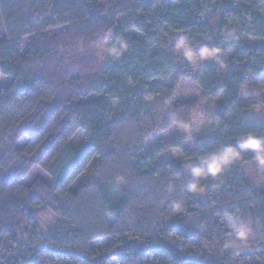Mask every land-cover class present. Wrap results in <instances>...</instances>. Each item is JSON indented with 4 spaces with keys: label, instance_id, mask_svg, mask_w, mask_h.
<instances>
[{
    "label": "trees",
    "instance_id": "1",
    "mask_svg": "<svg viewBox=\"0 0 264 264\" xmlns=\"http://www.w3.org/2000/svg\"><path fill=\"white\" fill-rule=\"evenodd\" d=\"M0 22V75L11 79L0 91V264H264V179L254 193L241 175L251 153L218 179H203L195 196L186 191V168L156 162L162 150L179 149L197 164L248 131L264 136V119L246 116L250 102L264 98L240 104L238 91L264 84V0H0ZM105 33L128 41L118 61L101 67L91 57L76 76L57 65L46 70L66 42L92 46ZM177 33L193 47H221L226 67L209 61L194 69L177 59ZM173 75L222 103L205 142L185 148L186 136H177L146 152L143 138L196 113L198 103L174 102L177 79L165 82ZM78 131L79 152L71 144ZM94 160L93 179L72 191ZM35 166L51 181L22 184ZM224 213L248 222V248L223 249ZM46 214L55 223L38 235Z\"/></svg>",
    "mask_w": 264,
    "mask_h": 264
},
{
    "label": "rangeland",
    "instance_id": "2",
    "mask_svg": "<svg viewBox=\"0 0 264 264\" xmlns=\"http://www.w3.org/2000/svg\"><path fill=\"white\" fill-rule=\"evenodd\" d=\"M212 17V16H211ZM218 18V15H216ZM213 18V17H212ZM52 34L57 37L55 38L58 41V34L57 32H52ZM4 38V33L2 29V25L0 22V40ZM61 42V41H60ZM98 43V42H97ZM59 54L58 58L51 59L46 62L45 65L46 70H50L51 66L54 65L59 68V71L68 70L69 72L74 73V76L79 74V69L83 67L91 57H95V44L93 43L92 46L90 45H79L72 44L66 42L63 46V50ZM99 66H104L105 61L99 62ZM175 79H177V75H173L168 80H166V84H173ZM10 78L4 77L0 75V91L3 90L8 86L10 83ZM252 82L256 81L255 77H251L249 79ZM177 88L175 91L174 102L175 103H184V102H195L198 103L196 108V113L194 118L189 123L191 125V132L188 136L180 130L177 126H172L168 130L164 132H155L147 138L142 139V145L146 152L152 151L157 146L162 147L165 143L171 142L177 136H186V139L182 142L185 148H191L195 142H205L203 138L208 137L207 129L212 121V118L215 117L217 110L222 103L223 96L220 95L216 99H203L201 98V91L199 88L191 82L189 78L181 77L177 79ZM250 97H261L264 98V93H254L249 90L245 95H240L239 103L243 104L247 98ZM112 106H116V101H111ZM246 116L256 122H260L264 119L262 112H255L250 109L246 111ZM199 142V143H200ZM71 144L75 150L78 152L83 149L85 146V141L83 137V133L78 131L72 138ZM157 163H164V162H177L182 165L184 168H187L189 165H195V160H188V162H184L182 160V155L180 151H173V149L161 151L157 157ZM96 166V161L94 160L91 166L88 168L87 172L82 175L78 181L73 185L72 191L78 189V187L84 183L86 180L91 181L94 176V167ZM187 176V171H185ZM241 175L245 180L246 184L254 193H259L263 191V179L256 171L255 164L249 162L242 166ZM36 180L42 181H51L47 174H45L42 170H40L37 166L33 167L31 171L21 180V183L24 185H30ZM121 186L116 184L115 187V197L116 192H119ZM37 225L39 226L38 235L46 234L49 229L54 225L55 221L53 220V216L50 214H46L41 219L37 220ZM227 227V223L224 218L221 220ZM228 228V227H227ZM21 241L27 242L28 238L25 235H22ZM102 244V243H101ZM100 245V244H99ZM109 264H115L114 262H110Z\"/></svg>",
    "mask_w": 264,
    "mask_h": 264
},
{
    "label": "clouds",
    "instance_id": "3",
    "mask_svg": "<svg viewBox=\"0 0 264 264\" xmlns=\"http://www.w3.org/2000/svg\"><path fill=\"white\" fill-rule=\"evenodd\" d=\"M110 32L111 29L108 30V33ZM108 33H105L104 38L95 44V57L99 62L108 59L113 62L118 61L129 48L128 41L123 36L116 35L109 40ZM170 52L194 69L209 61H215L221 68L226 67L225 62L220 59L223 54L221 47L210 46L206 43L193 47L192 39L186 34H176ZM249 90L254 93H264V84L251 86L242 83L238 89L242 96ZM147 99L151 100L152 97L148 96ZM249 108L257 113L264 111V100L250 102ZM170 126H177L186 136L191 132L190 124L176 119L171 121ZM173 151H179V149H173ZM243 153H251V163L255 164L257 173L261 179H264V136H259L256 131H248L237 138L235 146L225 145L214 149L200 156L196 165H189L186 171L191 176L192 182L186 186V191L194 196L203 193L204 188L201 186V181L207 178L218 179L225 169L241 159ZM181 208L180 202H173V212L178 213ZM224 220L230 231L226 242L223 243V249L235 252L248 248L253 235L248 222L229 213H224Z\"/></svg>",
    "mask_w": 264,
    "mask_h": 264
}]
</instances>
